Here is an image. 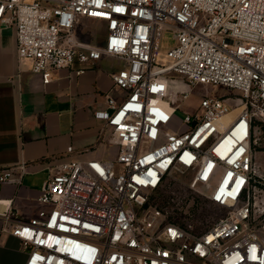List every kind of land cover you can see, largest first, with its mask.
I'll use <instances>...</instances> for the list:
<instances>
[{
	"label": "built area",
	"instance_id": "1",
	"mask_svg": "<svg viewBox=\"0 0 264 264\" xmlns=\"http://www.w3.org/2000/svg\"><path fill=\"white\" fill-rule=\"evenodd\" d=\"M82 17L103 23L101 40L80 39ZM0 28L45 83L75 62H124L95 113L115 157L51 167L26 220L2 187L27 165L0 168L2 231L24 264H264V0H0ZM198 85L233 93L198 91L183 109ZM182 184L223 211L203 232L180 221Z\"/></svg>",
	"mask_w": 264,
	"mask_h": 264
},
{
	"label": "crops",
	"instance_id": "2",
	"mask_svg": "<svg viewBox=\"0 0 264 264\" xmlns=\"http://www.w3.org/2000/svg\"><path fill=\"white\" fill-rule=\"evenodd\" d=\"M123 66L114 56L85 66L75 62L45 83L28 61L18 58L14 30L0 28V168L27 165L21 182L2 187L3 197L14 200L13 219H29L43 207L38 198L51 167L69 159L115 157L116 144L99 142L105 122L95 113L106 108L103 94ZM82 67L85 71L76 73ZM2 226L0 219V264H24L27 251Z\"/></svg>",
	"mask_w": 264,
	"mask_h": 264
},
{
	"label": "rangeland",
	"instance_id": "3",
	"mask_svg": "<svg viewBox=\"0 0 264 264\" xmlns=\"http://www.w3.org/2000/svg\"><path fill=\"white\" fill-rule=\"evenodd\" d=\"M76 34L80 37V39L90 41V42H97L101 40V37L103 36V31L101 29L100 24L98 21L93 19H87V18H80L79 22L77 23L75 27ZM170 34H165V43L161 48V55L159 57V61L166 60L163 57V54L168 46L167 41L170 39ZM199 87L195 91V93L182 104V108L187 111H193L194 107L199 102V95L196 93L198 91H205L207 89L209 93L212 95H226L233 93L232 90H230L227 87H223L221 85L219 86H207L205 85H198ZM179 116H182V112H177ZM170 130H175L178 126V122H175V124L169 125ZM179 180L182 181V183L187 182V178L185 176H179ZM171 183H167L165 186H163L162 189L159 190V192L156 194L155 199L159 201L161 204L165 205L166 200H164L165 197L170 193L171 187H174V185H178L177 182L174 180ZM187 199L185 200L183 207H181L179 214V218L181 217L180 221L191 228L192 230L196 232H203L207 228H209L216 220L217 218L223 213L222 210H220L216 205L211 203L206 198L199 195V193L194 192L187 188L184 184H182V187L180 189ZM154 199V200H155ZM164 200V201H162ZM182 204V202H181ZM188 208H193L192 210H188ZM178 219V218H177Z\"/></svg>",
	"mask_w": 264,
	"mask_h": 264
}]
</instances>
